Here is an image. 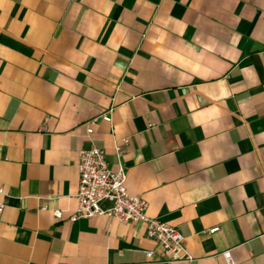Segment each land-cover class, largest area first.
Instances as JSON below:
<instances>
[{
    "label": "crops",
    "instance_id": "0c3cea01",
    "mask_svg": "<svg viewBox=\"0 0 264 264\" xmlns=\"http://www.w3.org/2000/svg\"><path fill=\"white\" fill-rule=\"evenodd\" d=\"M111 139L188 264H264V0H0V264H157L140 225L65 222Z\"/></svg>",
    "mask_w": 264,
    "mask_h": 264
},
{
    "label": "built area",
    "instance_id": "2783aa9c",
    "mask_svg": "<svg viewBox=\"0 0 264 264\" xmlns=\"http://www.w3.org/2000/svg\"><path fill=\"white\" fill-rule=\"evenodd\" d=\"M110 108L102 113L89 118L82 124L84 137L90 134L89 127L95 122H102L109 129ZM117 144L125 145V140L114 141L111 139V153L113 159L112 170L105 166L102 152L89 146L85 150L75 152L73 170L75 174L73 192V213L65 220L70 224L77 220H90L105 216L110 221L120 225H140L142 237L151 245L150 251H142L141 257L145 262L157 264H188L190 258L181 246V238L177 232L155 219L144 216L145 204L135 196L124 193L122 184L124 171L118 160ZM104 205L103 209L98 206ZM42 212V208L37 209ZM50 216L56 220L58 213L53 212ZM215 229L206 231L212 234ZM156 255V259L152 257ZM219 258L223 264H231L227 252L220 253Z\"/></svg>",
    "mask_w": 264,
    "mask_h": 264
}]
</instances>
